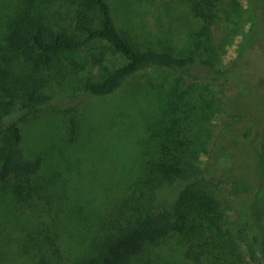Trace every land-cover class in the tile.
<instances>
[{
  "label": "trees",
  "instance_id": "trees-1",
  "mask_svg": "<svg viewBox=\"0 0 264 264\" xmlns=\"http://www.w3.org/2000/svg\"><path fill=\"white\" fill-rule=\"evenodd\" d=\"M123 3L127 21L134 31L140 29L145 18L141 9L130 0ZM186 3L204 26L190 34L187 47L158 49L143 46L121 30L109 0H71V6L62 0L13 2L4 21L10 54L0 61V216L6 217L0 221L3 264H163L156 250L171 239H177L175 245L192 264H252L257 260L264 264V150L250 143L254 125L243 121L250 116L243 103L219 96L212 83L236 78L251 92L258 87L262 103L257 112L264 120V77L257 78L260 81L254 88L243 62L252 46L264 43V6L261 0ZM220 3H228L231 11L221 9ZM66 7L75 10L72 18L77 20L78 35L62 24ZM219 13L226 15L227 22L243 19L249 23L248 30L236 31L240 36L236 56L228 64L207 42ZM253 33L260 36L249 45ZM136 35L146 38L149 32L145 29ZM95 45H100L101 52L92 55V71L80 78L76 54ZM67 62L75 67L66 69ZM62 67L80 82L84 94L101 98L149 70L181 74L173 73L168 85L167 77L150 82L146 94L156 95L159 104L156 120L148 122L151 139L145 140L147 148L137 169L120 177L116 186L122 183L124 189L112 198L114 204L106 214L103 198L109 196V188L98 190L104 194L100 200L93 186L84 187L86 179L79 169L81 178H75L71 193L77 203L65 208L59 202L67 191L62 173L49 177L45 168L51 165L44 157L29 158L20 121H10L15 114L26 121L43 110H60L61 104L48 89L53 79L50 71ZM184 76L196 82L190 84ZM202 78L209 81L201 83ZM223 115L231 121L224 122L216 142ZM71 122L69 138L74 140L81 125L75 117ZM233 141L251 153L244 166L234 160ZM214 143L219 146L221 165L231 168L238 178L230 192L218 189L204 176L203 165ZM54 198L60 204L50 223L40 222L35 213L20 218L24 206L33 209L38 200L51 204ZM16 230L22 236L16 244H24L12 250L3 234Z\"/></svg>",
  "mask_w": 264,
  "mask_h": 264
},
{
  "label": "rangeland",
  "instance_id": "rangeland-1",
  "mask_svg": "<svg viewBox=\"0 0 264 264\" xmlns=\"http://www.w3.org/2000/svg\"><path fill=\"white\" fill-rule=\"evenodd\" d=\"M14 1L0 0L1 62H3L1 60L2 57H7L10 54L4 38V21L6 15L12 12ZM109 1L114 8L118 27L130 37H135L145 47L152 46L159 49L167 45L174 46L177 49L185 48L188 45L187 40L190 34L201 29L205 24L203 20L194 16L191 12V6L189 7L186 3L187 0H130L141 9L140 11L145 17L142 27L140 29L136 28L134 31L133 25L127 21L124 14V0ZM62 3L71 6V0H62ZM261 4L264 6V0H261ZM220 8L231 11L228 3H220ZM74 11L73 9L69 10L67 7L64 9L66 17L63 19L62 24L70 33L78 35L75 28L77 20L72 18L73 15L76 17ZM248 28L249 23L247 21L238 19L237 21L227 22L226 15L219 13V18L214 22L211 33L208 35V45L214 49L224 64H228L236 56V47L240 39L236 31L240 29L248 30ZM145 29L148 30L149 36L137 38L136 32L141 33ZM259 36L256 33L251 34L248 44L251 45L255 40L254 38ZM91 50L88 49L76 54L75 59L79 65L80 78H84L92 71V55L95 53L97 55L100 54V45H95ZM248 52L246 54L247 59H244L243 62L245 63L244 65H247L246 73L255 88L260 81H257V78L261 74L264 77V43L261 46H252ZM84 64L85 68L82 67ZM15 65L18 64L15 63ZM67 66L69 67L66 69L75 67L72 62L70 64L67 62ZM66 69L62 67L61 69L54 68L50 71L53 79L48 91L56 98V102L61 104L60 110H43L36 117L26 121H22L19 114H15L10 118V121H20L25 137L24 151L28 157L31 159H36L38 155L44 157L49 162L48 165H51L45 168L49 177L52 173L58 174L60 177V172L62 173L64 186L67 191L66 198L62 201L59 200V202L65 205V208L77 203L76 195H74V199H71L72 188L76 182L74 180L75 178L84 177L86 179V186L84 187H87L88 190L91 189V186L96 187V190L93 188V193L96 196L100 194V200L104 197V194L99 193L98 190L105 191L106 187L109 188V196L107 194L103 198L107 206L106 211L103 210V212L106 214L108 210L112 209L114 204L112 198L119 196L124 189L122 183L116 186L120 182V177L137 169L141 156L147 148L145 140L151 139L150 132L147 130L148 122L156 120L159 104L156 95L152 93L146 94L149 92L150 82L159 83L162 78L167 77L165 83L168 85L171 77H174L173 73L176 76L181 74L167 69L149 70L129 79L116 93L101 98L84 94L80 88V82L72 80L71 74ZM200 74L203 75L202 72ZM65 75L67 76L63 78ZM184 77L190 84L196 82L189 76ZM208 81L203 78L200 80L201 83ZM212 83L219 96H224L226 99L238 98L243 103L247 112L253 118L245 116L243 120L254 125L252 128L253 137L250 143L253 146L261 145L264 150V120L259 118V113L257 112L258 107L261 105L260 103H262L258 87L257 90L254 89L251 92L246 85L236 78H221L212 81ZM72 117H75L81 125L74 140L69 138ZM225 121L231 120L226 115L219 118L220 126L214 139L216 142L222 127L225 125ZM230 146H235V141ZM218 147L217 143L211 145L208 160L203 165L205 169L204 176L207 181L215 184L218 189L230 192L233 188L232 182L238 178L235 172L231 171V168L221 165ZM233 152L236 156L234 160H236L238 166L239 163L244 166L250 161V152L239 149L236 146ZM72 166H74V169ZM78 169L81 170V177ZM92 181L95 183L94 185H92ZM59 184L63 185L62 180H60ZM114 184L115 186H113ZM59 202L55 198L51 201V204H47L45 199L38 200V205L35 208L33 207V209L28 205L24 206V209L21 208L19 210L20 218H26L29 215L33 217V213H35L40 222L46 225L54 219L53 216L57 213L55 210H59ZM231 202L235 204L233 199ZM12 212H14V209ZM236 215L238 217L237 212ZM5 218V215L0 216V221L2 219L5 220ZM262 219V224H264V216ZM43 227L45 226L43 225ZM9 233L7 232L3 235L11 241L12 250H16L19 248L18 246L24 244L21 243L19 245V242L16 244V241L22 238L20 231L16 230ZM176 242L177 239H171L156 250V253L164 258L162 263L192 264L185 260L181 251L175 245ZM1 251L2 248H0ZM153 260L158 259L154 256ZM3 263L2 257H0V264ZM252 264H261V261L257 260Z\"/></svg>",
  "mask_w": 264,
  "mask_h": 264
}]
</instances>
